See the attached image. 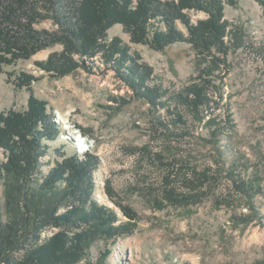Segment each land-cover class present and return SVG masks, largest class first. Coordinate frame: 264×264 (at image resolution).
Returning <instances> with one entry per match:
<instances>
[{
  "label": "trees",
  "instance_id": "trees-1",
  "mask_svg": "<svg viewBox=\"0 0 264 264\" xmlns=\"http://www.w3.org/2000/svg\"><path fill=\"white\" fill-rule=\"evenodd\" d=\"M225 3L233 0H0V73L55 42L63 43L64 50L37 65L58 76L84 64L75 55L82 60L100 54L133 97L149 105L148 141L131 152L161 172L150 188L155 201L189 207L206 199L218 206L244 200L255 215L234 219L248 224L260 215L254 197L264 193V161L252 166L231 140L224 142L236 123L222 103L221 68L231 51L250 46L260 55L264 47L246 42V33L224 19ZM191 9L208 17L194 22ZM46 18H53L60 31L34 28V22ZM116 24L133 42L157 51L178 42L191 44L197 52L195 72L178 88L165 86L121 38L107 41ZM8 74L15 75L18 88L29 91V98L25 109L0 112V150L8 155L6 163L0 161L6 199L5 207L0 204V264H79L88 259L94 240L133 234L138 218L133 207L118 202L129 219L122 221L115 209L94 197L98 165L93 156L80 160L77 153L67 156L59 149L65 157L43 173L42 157L49 148L45 141L56 139L60 126L48 102L35 96V76ZM201 125L205 136L198 133ZM203 149L209 152L205 160L200 159ZM107 189L116 199L112 187Z\"/></svg>",
  "mask_w": 264,
  "mask_h": 264
},
{
  "label": "rangeland",
  "instance_id": "rangeland-1",
  "mask_svg": "<svg viewBox=\"0 0 264 264\" xmlns=\"http://www.w3.org/2000/svg\"><path fill=\"white\" fill-rule=\"evenodd\" d=\"M188 12L194 22L208 17L205 11ZM224 19L246 33V42L251 40L254 46L264 47V0L225 3ZM33 26L49 33L60 31L53 18L39 20ZM107 34V41L118 36L137 51L165 86L178 88L195 72L197 52L189 43L178 42L157 51L147 44L133 42L121 24L109 28ZM63 50V43H51L28 59L6 65L5 72L0 73V112L10 108L22 110L28 103L29 91L18 88L15 75L8 73L25 72L35 76L34 94L48 102V110L53 112L61 129L56 139L45 141L49 148L42 157L43 173L47 174L65 157L59 149L67 156L78 154L74 131L80 130L89 137V142L85 145L87 151L82 150L83 156L78 155L79 159L91 155L98 165L94 171V197L115 209L122 221L129 219L118 202L138 212L133 234L116 241L94 240L88 259L79 264H88V261L95 264H264V193L254 197L260 215L248 224L234 219L237 215H255L244 200L232 206H218L210 199L189 207L169 203L160 206L151 189L160 180L161 172L139 162L131 152L134 146L148 141L149 105L133 97L132 90L100 54L82 60L75 55L84 64L63 76L37 65L38 61H47L52 54ZM221 69L222 103L224 108H230L236 123L235 130L225 136L224 142L231 140L255 166L264 161V54L259 55L250 46L231 51ZM112 96L124 98L128 103L113 100ZM198 133L205 136L207 131L201 125ZM202 152L201 160L209 158L207 150ZM0 161H8L3 149ZM109 186L116 192V199L109 195ZM4 188L1 183L2 207L6 204ZM106 250L110 252L105 256Z\"/></svg>",
  "mask_w": 264,
  "mask_h": 264
},
{
  "label": "built area",
  "instance_id": "built-area-1",
  "mask_svg": "<svg viewBox=\"0 0 264 264\" xmlns=\"http://www.w3.org/2000/svg\"><path fill=\"white\" fill-rule=\"evenodd\" d=\"M78 132L74 131L76 136H74L75 143L77 144L78 147V155L79 156H83L84 152L83 151H87L88 148H86V146H88V142H89V137L87 135H85L82 131L77 130ZM66 139L69 138V136L65 137ZM86 145V146H85ZM83 150V151H82Z\"/></svg>",
  "mask_w": 264,
  "mask_h": 264
},
{
  "label": "bare ground",
  "instance_id": "bare-ground-1",
  "mask_svg": "<svg viewBox=\"0 0 264 264\" xmlns=\"http://www.w3.org/2000/svg\"><path fill=\"white\" fill-rule=\"evenodd\" d=\"M74 135H76V134H74Z\"/></svg>",
  "mask_w": 264,
  "mask_h": 264
}]
</instances>
